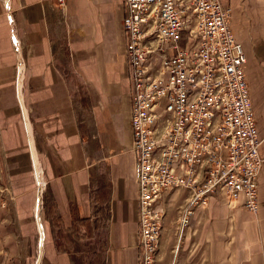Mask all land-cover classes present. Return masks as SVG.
Listing matches in <instances>:
<instances>
[{
  "label": "crops",
  "instance_id": "1",
  "mask_svg": "<svg viewBox=\"0 0 264 264\" xmlns=\"http://www.w3.org/2000/svg\"><path fill=\"white\" fill-rule=\"evenodd\" d=\"M220 2L230 7L233 39L245 59L242 70L262 158L255 179L257 212L244 208L241 196L228 203L215 192L180 227L178 210L189 191L166 189L154 264H264V0ZM124 15L121 0H0V264H28L35 232L42 264H82L80 256L78 262L72 257L76 250L69 231L66 240L53 238L48 221L43 218V227L35 220L38 194L30 147L41 168L42 198L53 204L64 228L74 216L106 213L104 250L94 254L95 264H137ZM18 63L30 147L14 93ZM166 102L165 96L158 100V119L151 125L158 136ZM201 178L198 168L195 179ZM98 182L102 187L94 197L91 189Z\"/></svg>",
  "mask_w": 264,
  "mask_h": 264
},
{
  "label": "built area",
  "instance_id": "2",
  "mask_svg": "<svg viewBox=\"0 0 264 264\" xmlns=\"http://www.w3.org/2000/svg\"><path fill=\"white\" fill-rule=\"evenodd\" d=\"M121 2L136 164L137 264H154L166 189L189 191L178 210L180 227L215 192H222L228 203L241 196V205L255 214V179L262 158L242 70L245 59L230 28V7L220 0ZM20 66L13 86L30 147ZM163 96L165 122L158 136L151 125ZM29 153L33 171L31 147ZM198 168L202 178L196 181Z\"/></svg>",
  "mask_w": 264,
  "mask_h": 264
},
{
  "label": "trees",
  "instance_id": "3",
  "mask_svg": "<svg viewBox=\"0 0 264 264\" xmlns=\"http://www.w3.org/2000/svg\"><path fill=\"white\" fill-rule=\"evenodd\" d=\"M185 42V39L181 44ZM102 187L98 182L91 189V194H97V191ZM42 216L48 221L50 226L51 235L53 238L61 237L66 240L65 232L69 231L70 237L77 240L83 246L81 250V262L82 264H95L94 254L104 250L105 242V219L106 213H99L98 217L96 213L94 217L79 218L74 216L72 224L68 229L61 225L59 216L55 213L53 204L42 198L41 204ZM92 246L89 249V246ZM93 256V257H92Z\"/></svg>",
  "mask_w": 264,
  "mask_h": 264
},
{
  "label": "rangeland",
  "instance_id": "4",
  "mask_svg": "<svg viewBox=\"0 0 264 264\" xmlns=\"http://www.w3.org/2000/svg\"><path fill=\"white\" fill-rule=\"evenodd\" d=\"M33 160H34V157H33ZM39 170H40V175H41V179H42L41 168H39ZM34 176H35V179H37V178H36V176H37V172H36L35 169H34ZM36 182H37V180H36ZM32 187H33V191H35V189H36V192H37V194H38L40 190L37 191V183H36V186H35V184H34V182H33V186H32ZM43 190H44V184H43L42 190L40 191V192H41V195H40V196L38 195V199H37L36 208H37L38 205H39V208H38V210H37V209H35V210H36L37 213H38V217L40 216L39 219H40V221H41L42 226H43V227H46V226H45L46 223H45V221L43 220L42 213H41V208H40V206H41V201H42ZM31 218H32L33 226H34L33 217H31ZM36 218H37V216H35V220H36ZM39 219H38V220H39ZM39 229H40V226H39ZM44 236H45V233H44V235H43V241H44ZM35 237H36L35 245H34V249H33V251H32V254H33V255H32V257L30 258V261H29L28 264H36V263H37V260H38L39 258H40V261L38 260V263H37V264H42V263H43V262H42V260H43V256H42V255H43V253L40 255V250H41V248H38V246H37V233H36V232H35ZM73 243H74V250H76V251H75L76 253L72 254V257H73L74 261L78 262V261H79V256H80L78 250L81 252V250L83 249V246L81 245L80 242H78V241L75 240V239H74ZM4 254H5V253H4ZM4 254H3V256H4ZM6 256H7V254H5V258H6ZM35 259H36V261H35ZM0 260H3L1 254H0ZM11 261H12V260H8V263H11ZM34 261H35V263H34ZM2 263H3V262H2ZM3 264H7V263L4 262Z\"/></svg>",
  "mask_w": 264,
  "mask_h": 264
},
{
  "label": "bare ground",
  "instance_id": "5",
  "mask_svg": "<svg viewBox=\"0 0 264 264\" xmlns=\"http://www.w3.org/2000/svg\"><path fill=\"white\" fill-rule=\"evenodd\" d=\"M20 69H21V66H20ZM22 77V76H21ZM20 99V98H19ZM33 157H34V160H35V165H34V169L36 170V172H37V176H36V180H37V191L38 190H42V187H43V180L41 179V175H40V170H39V168H40V166H39V163H38V160L36 159V156H35V154L33 155ZM39 191V193H38V195L40 196L41 194V192ZM38 208H39V205L37 206V210H38ZM36 216H37V218L39 219V217H38V213H37V211H36ZM40 220V219H39ZM40 233H41V238L43 237V229H42V226L40 225ZM43 240V239H42Z\"/></svg>",
  "mask_w": 264,
  "mask_h": 264
}]
</instances>
